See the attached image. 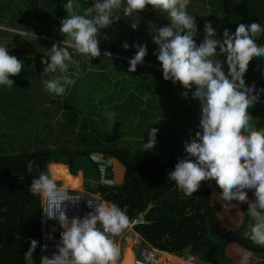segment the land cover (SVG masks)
<instances>
[{"label":"trees","instance_id":"1","mask_svg":"<svg viewBox=\"0 0 264 264\" xmlns=\"http://www.w3.org/2000/svg\"><path fill=\"white\" fill-rule=\"evenodd\" d=\"M66 2L56 0V11L52 12L45 8L50 3L48 0H0V26L7 28H0V46L7 47L10 54L24 64L22 72L11 77L15 81L13 87L0 86V264H26L24 253L30 246L27 238L35 239L41 245L42 200L30 194L29 185L41 172L51 174L52 164L67 165L72 175L78 176L82 172L84 180L96 182L98 189L93 194H100L103 200L120 206L129 222L143 217L148 205L154 201L153 209L135 230L161 250L184 256V249L193 244L197 254L205 253L212 248L209 225L216 237H222L237 230L244 220L242 239L261 248L247 236L252 221L247 215L246 204H223L221 190L214 181L202 182L198 192L185 196L174 181L167 179V173L174 169L178 158L185 156L183 144L157 139L154 149L143 151L148 130L142 127L149 121L169 113L173 119L186 112L193 113L195 121L200 118L199 102L191 99V94L189 99H184L181 85L165 81L159 67L139 64L136 72L127 71L128 61L137 51L134 44L147 46L148 54L144 60L160 64L153 55L157 46L150 36L156 34L158 27L169 23L166 15L148 6L136 17L138 30H133L130 27L132 21L123 15V24L129 22L128 31L132 32L127 36V30L122 26L116 28L114 21L104 32L110 41L115 32L119 42L110 45L98 34L102 42L99 45L101 55L97 58L78 55L69 49L73 59L79 62L78 66L70 65L68 70L69 74H76L73 75L76 82L68 87L64 102H57L58 96L54 94L45 100L42 81L59 73L44 74L41 58L54 43L62 44L67 39L59 32L61 5ZM92 2L84 4L83 8L91 6ZM203 4L204 8H196L200 12L191 13V5L187 9L196 17L200 30L197 43L203 39L205 20L212 22L218 36L224 28L234 32L239 23L256 21L264 27V0H203ZM119 11L123 14L122 9ZM64 17L62 15L61 20ZM32 32L59 41L22 35ZM124 43L129 45L127 50ZM257 43L264 45V35ZM223 58L219 54L216 57ZM27 66H30L28 70ZM95 75L103 76L104 81L95 79ZM35 77L37 81L32 80ZM245 80L248 84L255 82L258 90L264 88V59L255 57L250 62ZM261 100H264V93ZM78 113L83 115L78 116ZM106 113L114 114L116 122L107 118ZM249 113L256 118L253 123L257 129L264 128V103L256 104ZM13 116L16 121L32 120L34 123L31 121L24 132L3 134L2 120L6 123V119L12 120ZM134 118H140V123H131ZM13 123L9 121L10 127ZM78 126L81 128L79 133L76 132ZM113 160L119 171L122 165L126 171L121 186L103 177L102 162ZM29 161H34L31 171H28ZM53 178L64 187L82 188L72 177L60 174ZM224 206H231L236 211L231 228H225L220 222L219 211ZM251 252L260 254L259 258L247 257L242 263L244 256L234 253L238 257L232 264H264V250ZM41 256L38 246L34 264H40Z\"/></svg>","mask_w":264,"mask_h":264},{"label":"clouds","instance_id":"2","mask_svg":"<svg viewBox=\"0 0 264 264\" xmlns=\"http://www.w3.org/2000/svg\"><path fill=\"white\" fill-rule=\"evenodd\" d=\"M189 3L190 0H93L80 14L76 0H67L63 4L67 15L59 27L60 34L67 39L62 44L54 43L41 58L44 74L59 75H52L42 84L55 96H63L75 84L76 74H69L68 70L79 62L69 49L78 55L99 57L98 33L120 19L113 17L114 11L122 9L123 15L132 21L133 30L139 28L136 17L148 6L166 15L169 23L158 27L152 36L157 46L153 55L161 65L163 79L181 85L183 98L189 99L191 94V99L200 106L198 130L184 141L185 156L178 158L167 179L174 181L185 196L198 192L202 182L214 181L225 202L247 205V215L252 221L247 236L264 248V128L257 129L253 123L256 118L249 113L256 104L264 103L261 100L264 88L258 90L255 82L248 84L245 80L250 62L255 57L264 59V45L257 43L264 35V27L256 21L239 23L234 32L224 28L218 36L212 22L205 20L203 39L197 43L200 30L196 17L187 10ZM133 46L137 51L128 61L130 73L136 72L137 65L148 54L146 45ZM123 47L127 50L129 45L124 43ZM218 54L223 60L216 59ZM23 67L22 60L0 46V86L13 87L15 81L11 77L18 76ZM113 116L106 113L109 119ZM158 131L149 128L143 151L154 149ZM33 164L34 161H29L28 171ZM249 191L254 197L251 200ZM29 192L47 201L41 223L55 220L61 229L54 251L50 256H41L40 264H117L120 249L116 237L129 225V218L120 206L102 199L96 203L87 201L90 211L69 217L63 207L67 200L58 198V185L47 172L31 180ZM45 236L54 239L51 233ZM27 239L30 246L24 259L26 264H34L37 247L46 252L48 245Z\"/></svg>","mask_w":264,"mask_h":264},{"label":"rangeland","instance_id":"3","mask_svg":"<svg viewBox=\"0 0 264 264\" xmlns=\"http://www.w3.org/2000/svg\"><path fill=\"white\" fill-rule=\"evenodd\" d=\"M48 1H50V3L46 4L45 8L50 9L52 12H55L56 11V4H55L56 0H48ZM90 2H92V1L91 0H76V3L79 5V8L77 9V11L81 14L85 10L83 8L84 4L90 3ZM189 5L193 6L191 8V13L200 12L199 10H196L197 7L204 8L203 0H190ZM202 14L204 15V14H206V12L202 11ZM62 15L65 17L67 15V13L65 12V10L63 8V5H61V17H62ZM117 16H119L120 19L115 21L116 28H118L119 26H122L123 28H125V30H127L126 34H127V36H129L130 33L132 32V30L130 31V33L128 31L129 22H126L125 24H123L122 20H125V17L123 16L121 11H119V10H116L113 13L114 18ZM61 17H60V21H61ZM0 28L7 29L5 25H1ZM109 28L102 29L98 34H100L101 40L107 41L110 45L117 44V42H119V40L117 39L115 32L112 33V41H110L109 35H107L106 32H104V30L109 29ZM22 35L28 36L31 38H39V39L45 38L49 42L59 41L57 39H49V38L47 39L46 36H41V35L35 34L33 32L32 33H24ZM150 37L152 38V36H150ZM131 41H133V40H131ZM131 41H129L128 44H130ZM101 42L102 41H100V43ZM104 52H109V51H104ZM110 53L112 54L111 51H110ZM121 57L128 59V57H125V56L124 57L121 56ZM141 64H146V65H150V66H157L160 69H162L161 65L154 62L153 60H147V61L143 60V62ZM28 68H30V66H27V70H28ZM94 78L104 81L103 76L100 77V76L95 75ZM35 79H36V77L32 78L33 81H37ZM45 79H47V78H45ZM38 86H41V83H38ZM67 91H68V88L66 90V93L63 96H58L56 98L57 102H64L65 101V99H66L65 96L67 94ZM43 92L45 95L44 98L47 101L48 96H51V94L49 92H47L45 90V88H44ZM24 104H27V103H24ZM29 105L30 104H28V106ZM48 105L51 106V103H48ZM157 106H160V104H157ZM64 112H66V111H64ZM63 114L64 113H62L61 116H63ZM81 115H83V113H78V116H81ZM13 117H14V119L9 120V121L14 122L13 127H10L8 119H6V123L2 120V127L4 129L3 134L4 133H14V131H16L18 133L24 132L25 129L30 125V122L32 121V120L31 121L26 120L25 122H23V120L22 121H20V120L16 121L15 116H13ZM111 120L113 122H116L115 118H112ZM164 120H166V121L163 122ZM139 121H140V118L131 119V123H134L136 125L138 123H140ZM195 122H196V124H199V121L194 120L193 113H189V112L182 113L174 119L170 117V113H169L166 117H158L154 121H152V120L149 121L146 125H143L142 128H143V130H149V128H158L159 131L157 133L156 140L160 139L161 142H165V141L169 140L170 142H174L177 145H181L184 143L185 140H187V138L190 134H193V133H195L196 130H198V127H194L196 125V124H194ZM32 123H34V121H32L31 124ZM0 129H1V117H0ZM87 130H89V128H87ZM76 132L77 133L81 132L80 126H78V128L76 129ZM122 140L123 139H121L119 141H122ZM102 163H104L103 164V177H106V181L107 180H109V182L113 181L115 185L121 186L124 183V177H125V172H126L124 166L122 165L121 166L122 170L119 171L116 168L114 160L111 163L110 162H102ZM69 170H71L70 167L68 168V166L64 165V164H54V165H51V167H50L52 177L63 174V177H65V176L72 177V179L75 182H77V184L79 186H82L81 191L84 190L86 193L91 194V195H94L93 193L97 192L98 187H96L97 186L96 182L89 181L87 179V180H84L82 183V174L80 173V175L75 177V176H72L71 171H69ZM104 183H106V182H104ZM57 185H58V187H62V188L64 187L63 183H57ZM71 187H75V186H71ZM248 195H249L250 200L254 198L253 193L251 191L248 192ZM97 196L101 197L100 194H97ZM101 199H102V197H101ZM226 203H228V202H225V201L223 202V204H226ZM42 205H43V201H42ZM221 209L222 210L219 211L220 222L222 224H224L225 228L226 227L231 228L234 225L231 222L236 219V217L233 216L236 211L234 212V210L231 208V206H224V207H221ZM236 215H237V213H236ZM225 219H228V220H225ZM131 240L136 241V243H132L135 255H136V252L138 251V249L145 244V242L143 240V236L141 234H139L135 230L134 227L128 226L127 229L125 230V232L123 233V235L120 237V239L118 241L119 243H117V245L120 249V257L117 261L118 264L120 262H122V260L125 258L127 251H128V246H130V244H131ZM120 241H121V244H120ZM255 248H257V247H255ZM234 253H239L240 256H242V255L244 256L242 258V263L245 262V256L250 257V258L251 257H258L259 258V255H260L258 253L254 254L251 252V250H249L245 247H241L240 245H238L236 243H232V244L228 245L227 250H226V254L228 255V257H230L231 259H233L235 261V258H237L238 256L234 255ZM172 254H174V253H172ZM175 256H177L179 258V260L180 259L186 260L187 263H189V264H205L199 258L196 259V258L188 257V256L185 258H182L178 254H175ZM155 264H166V261L165 262L162 261L161 255H159L158 260ZM167 264H169V262Z\"/></svg>","mask_w":264,"mask_h":264},{"label":"built area","instance_id":"4","mask_svg":"<svg viewBox=\"0 0 264 264\" xmlns=\"http://www.w3.org/2000/svg\"><path fill=\"white\" fill-rule=\"evenodd\" d=\"M58 189H59L58 198L60 200H67L64 202L63 207L69 217L83 216L85 213L91 210L87 207V201H92L93 203H96L101 199L100 196L88 194L84 190L83 191L66 190V189H63L62 187H58ZM42 206L43 208L47 207L48 206L47 201H43ZM42 216H43V213H42ZM54 222L56 221L48 220L44 224L40 222L41 245H44V244L48 245V250L46 252L41 251L42 256L43 255L50 256L55 249L56 242L59 240V233L61 231L60 227L57 232H53L49 230L50 225ZM140 223H143L142 216L139 219H134L133 221L129 222L128 226L135 228ZM125 230L123 231V233L125 232ZM45 233H51L54 239L52 240L47 239L45 236ZM123 233L119 237H116V243H118ZM144 242L145 244L142 247H140L138 251L136 252L135 264H155L162 251L159 248L151 245L145 239H144Z\"/></svg>","mask_w":264,"mask_h":264},{"label":"water","instance_id":"5","mask_svg":"<svg viewBox=\"0 0 264 264\" xmlns=\"http://www.w3.org/2000/svg\"><path fill=\"white\" fill-rule=\"evenodd\" d=\"M153 207H154V201H152L150 205H148L147 210L143 214V217L147 216L148 213L153 209ZM245 226H246V220H244L243 224L237 230L231 231L222 237H216L213 234L212 226L209 225L208 227L209 237L212 242L211 250L205 253L196 254L194 252V245L190 244L184 249V254L185 255L192 254L194 257L199 258L202 262L207 264H232L233 259L228 257V255L226 254L228 245L232 243L241 245L254 252L264 250L262 248L252 247L242 239V233L245 229ZM49 230L53 232H57L59 230L58 223L56 222L52 223L49 227Z\"/></svg>","mask_w":264,"mask_h":264},{"label":"bare ground","instance_id":"6","mask_svg":"<svg viewBox=\"0 0 264 264\" xmlns=\"http://www.w3.org/2000/svg\"><path fill=\"white\" fill-rule=\"evenodd\" d=\"M63 189L74 190V191H81L82 190L81 187H76V186L75 187H71V186L70 187H63ZM132 243H136V241L131 240V244H130V246H128L127 254H126L125 258L122 260V262H120L119 264H135V256L136 255H135ZM120 244H121V241H120ZM160 255H161V260L164 262L166 261V264L168 262H169V264H189V263H187L186 260H184V259L179 260V258L177 256H175V254H172V253L167 252V251L161 252Z\"/></svg>","mask_w":264,"mask_h":264},{"label":"flooded vegetation","instance_id":"7","mask_svg":"<svg viewBox=\"0 0 264 264\" xmlns=\"http://www.w3.org/2000/svg\"><path fill=\"white\" fill-rule=\"evenodd\" d=\"M251 246V245H250ZM252 247H254V246H252ZM195 252V251H194ZM196 253V252H195ZM197 254V253H196ZM193 257V258H196L197 259V257H194L192 254H188V255H184V256H180V257H182V258H185V257ZM205 264H207V263H205Z\"/></svg>","mask_w":264,"mask_h":264},{"label":"crops","instance_id":"8","mask_svg":"<svg viewBox=\"0 0 264 264\" xmlns=\"http://www.w3.org/2000/svg\"><path fill=\"white\" fill-rule=\"evenodd\" d=\"M116 160V159H115ZM120 162V161H119ZM121 163V162H120ZM52 165H54V164H52ZM121 165H122V163H121ZM68 168H69V166H68ZM70 171V170H69ZM81 174H82V183H83V181H84V179H83V173L82 172H80ZM80 173H79V175H80ZM72 176H74V175H72ZM75 177H77V176H75ZM163 252V251H162Z\"/></svg>","mask_w":264,"mask_h":264}]
</instances>
